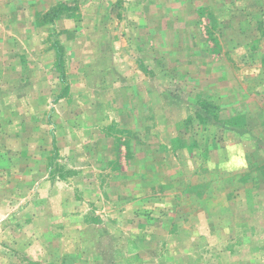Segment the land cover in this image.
Returning <instances> with one entry per match:
<instances>
[{
    "label": "rangeland",
    "instance_id": "1",
    "mask_svg": "<svg viewBox=\"0 0 264 264\" xmlns=\"http://www.w3.org/2000/svg\"><path fill=\"white\" fill-rule=\"evenodd\" d=\"M0 264H264V0H0Z\"/></svg>",
    "mask_w": 264,
    "mask_h": 264
},
{
    "label": "trees",
    "instance_id": "2",
    "mask_svg": "<svg viewBox=\"0 0 264 264\" xmlns=\"http://www.w3.org/2000/svg\"><path fill=\"white\" fill-rule=\"evenodd\" d=\"M54 13H56V12H54ZM56 58H59V55ZM57 60L59 61V59H57Z\"/></svg>",
    "mask_w": 264,
    "mask_h": 264
}]
</instances>
